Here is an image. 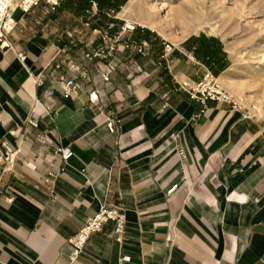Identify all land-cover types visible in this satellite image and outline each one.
<instances>
[{
  "label": "crops",
  "instance_id": "1",
  "mask_svg": "<svg viewBox=\"0 0 264 264\" xmlns=\"http://www.w3.org/2000/svg\"><path fill=\"white\" fill-rule=\"evenodd\" d=\"M95 3L78 16L83 34L74 41L66 22H57L59 8L42 4L24 17L16 13L14 49L0 48V151L27 135L14 162L0 163V264H264V111L236 112L215 101L203 106L177 82L200 79L204 66L226 74L223 41L211 45L189 35L173 43L138 21L142 28L122 33L121 11L103 16ZM85 20L111 36L120 32L107 59H87L104 42ZM127 38L151 47L139 54L133 44L124 46ZM165 42L174 46L167 62ZM108 64L115 68L103 79ZM63 74L79 83L70 97L62 94ZM93 90L96 103L89 100ZM33 111L37 126L27 123ZM111 117L114 132L106 125ZM62 145L74 155L50 176ZM103 204L124 210L122 241L110 222L71 262L69 240Z\"/></svg>",
  "mask_w": 264,
  "mask_h": 264
},
{
  "label": "built area",
  "instance_id": "2",
  "mask_svg": "<svg viewBox=\"0 0 264 264\" xmlns=\"http://www.w3.org/2000/svg\"><path fill=\"white\" fill-rule=\"evenodd\" d=\"M92 6L96 7L94 0L91 1ZM61 0H0V48L3 50L14 49V44L11 39V35L18 25V19L16 18V13L20 12L21 17L28 15L35 7L39 5H46L49 11H56L60 6ZM83 26L89 28L92 33L99 34L103 38V44L97 47L92 48L89 60L99 59L105 60L111 55L113 50L116 47L117 42L120 40V32L122 33H132L138 26V23L132 21L124 20L121 25L120 32L118 35L111 36L109 31L102 26H93L89 20L83 21ZM65 34L72 40H75L77 35H82L83 30L77 27H71L65 31ZM94 41H90V44H93ZM130 44H133L134 49L139 54L144 55L146 50L151 47V43L148 41L132 42L129 38L125 39L124 46L129 47ZM173 44L170 42H165L161 58L164 61H168L169 55L173 50ZM186 56L189 60L194 63L200 64V61L197 59L195 54L191 51H187ZM17 58L22 62L25 59V55L22 51H16ZM68 67L75 72L81 73L80 65L73 63L72 61L68 62ZM115 66L108 64L102 72V78L107 79L109 73L114 70ZM138 71H142L140 67H137ZM179 88L186 91L192 99L199 101L203 106H206L208 101H215L217 103H222L227 105L230 110L236 112H243L249 114L246 102L242 100L239 96L233 94L220 80L219 76L215 74L210 67L204 66V73L198 80H193L190 78L177 79ZM59 83L62 88V94L64 97H70L75 93L79 88V83L70 76L61 75L59 77ZM89 100L91 103H96L98 101V93L93 90L89 92ZM37 102V101H36ZM45 112L50 114V108H44ZM39 113L33 111V114L27 123L37 126V115ZM106 125L111 132L115 130V119L107 118ZM176 137V134L173 135ZM20 139L16 148H10L8 145L4 144L5 149L0 151V163L5 165L11 164L14 162L15 157L21 150L23 140L27 138V135H19ZM178 154L185 156L182 148L178 149ZM73 150L70 145H62L55 152V160L58 163L59 169L57 171H49L50 176H54L59 172H62L66 167V164L73 157ZM178 187V184L175 183L168 190L167 194H172ZM11 200V198H10ZM113 223L112 236L118 240L122 241L125 231V222L126 215L123 209L120 207L110 206L103 204L100 206L98 211L93 215L87 217L75 235L69 240L72 246L70 253V261H75L80 253L83 250V247L87 240L91 237L92 234L100 232L103 230L104 226L108 223ZM124 261H128L129 257L124 256Z\"/></svg>",
  "mask_w": 264,
  "mask_h": 264
},
{
  "label": "rangeland",
  "instance_id": "3",
  "mask_svg": "<svg viewBox=\"0 0 264 264\" xmlns=\"http://www.w3.org/2000/svg\"><path fill=\"white\" fill-rule=\"evenodd\" d=\"M60 4L57 22L67 28L78 25L79 14L76 5ZM149 0L150 8L160 29L156 30L162 37L179 43L190 35H204L211 45L215 40L223 41L230 55V70L219 73L222 83L234 94L243 97L250 113L264 111V0ZM184 11L186 23L179 16ZM122 8L120 9V11ZM20 12H17V16ZM142 12L135 11L130 16L120 17L139 22ZM103 26L105 19L100 17ZM121 18V19H122ZM122 21V20H119ZM141 23V22H140ZM142 28V26H139ZM150 28V27H149ZM155 31V30H154ZM198 35V36H196ZM198 40V45L201 44ZM221 43V42H220ZM234 89L241 92H235ZM258 108V109H257Z\"/></svg>",
  "mask_w": 264,
  "mask_h": 264
},
{
  "label": "trees",
  "instance_id": "4",
  "mask_svg": "<svg viewBox=\"0 0 264 264\" xmlns=\"http://www.w3.org/2000/svg\"><path fill=\"white\" fill-rule=\"evenodd\" d=\"M92 0H67L64 1V3H69L72 4V6L76 5L75 9H76V13L79 15H85L86 14V10L89 8L90 4H91ZM97 2L98 5V11L100 13V15H107V13L109 12H114V11H119L120 7L127 1V0H95ZM62 3V0H61ZM60 3V4H61ZM138 29H140V27L138 26L134 31H137ZM145 31V33H147V29L145 30V28L143 29ZM133 31V33H134ZM193 40L195 39H206V37L203 35L200 36V38L198 37H191ZM209 40H215L216 42L220 43L219 38H209ZM204 50L206 51V53L209 55L210 53L215 54L214 52H211L210 48L205 47Z\"/></svg>",
  "mask_w": 264,
  "mask_h": 264
},
{
  "label": "bare ground",
  "instance_id": "5",
  "mask_svg": "<svg viewBox=\"0 0 264 264\" xmlns=\"http://www.w3.org/2000/svg\"><path fill=\"white\" fill-rule=\"evenodd\" d=\"M184 3H188V0L187 2ZM149 8H150L149 0H129L128 3L123 6L121 10V14L128 17L135 11H140L142 12L143 16L139 22L156 31L160 29V24H159L160 20H157V18L154 16V13ZM179 16L183 20V23H186V16L184 15V11L182 10V8L180 9ZM240 98L244 100L243 97Z\"/></svg>",
  "mask_w": 264,
  "mask_h": 264
}]
</instances>
